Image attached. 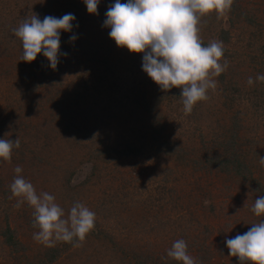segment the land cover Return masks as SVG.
<instances>
[{
	"label": "rangeland",
	"instance_id": "374dc122",
	"mask_svg": "<svg viewBox=\"0 0 264 264\" xmlns=\"http://www.w3.org/2000/svg\"><path fill=\"white\" fill-rule=\"evenodd\" d=\"M114 3L90 14L84 0H0V139L20 140L10 161L0 158V264H183L167 256L180 239L195 264H241L226 240L264 220L251 210L264 196V0H233L220 18L200 19L202 45L222 42L227 68L188 115L181 89L162 91L144 54L109 36ZM68 13L76 19L61 30L56 70L43 52L20 60L14 28ZM230 139L235 163L221 157ZM17 166L64 218L77 201L95 213L80 247L34 240V209L17 208L11 193Z\"/></svg>",
	"mask_w": 264,
	"mask_h": 264
},
{
	"label": "clouds",
	"instance_id": "9594fccd",
	"mask_svg": "<svg viewBox=\"0 0 264 264\" xmlns=\"http://www.w3.org/2000/svg\"><path fill=\"white\" fill-rule=\"evenodd\" d=\"M99 2L84 0L90 14H98ZM232 3L233 0H127V3L115 0L105 14L104 26L111 29L109 36L118 47L144 54L142 68L162 91L173 87L181 89L183 110L188 115L198 101L208 99V89L216 87L213 77L227 68V63L219 62L224 55L222 42L212 41L203 46L198 24L211 12L220 18ZM75 19L71 13L60 18L45 16L42 21L36 14L27 16L13 29L22 41L20 60L32 62L43 52L50 67L56 70L61 30L71 32ZM76 38L73 35L70 40ZM256 80L264 82V74L258 75ZM253 83V78L249 77L248 84ZM14 147H20L19 137L0 139V158L10 161ZM259 163L264 166V156H260ZM14 171L17 175L10 185L11 193L19 198L17 208L27 202L34 209L33 227L39 229L33 234L34 240L47 247L55 246L56 242L80 247L95 226V213L77 201L64 218V209L55 203L53 195L47 192L38 195L33 184L19 175L22 168L17 166ZM251 210L257 217L264 215V196L255 199ZM226 244L229 255L238 257L241 264H264V220L252 224L243 235L227 239ZM167 256L183 264H195L183 239L174 242Z\"/></svg>",
	"mask_w": 264,
	"mask_h": 264
},
{
	"label": "trees",
	"instance_id": "16d2710c",
	"mask_svg": "<svg viewBox=\"0 0 264 264\" xmlns=\"http://www.w3.org/2000/svg\"><path fill=\"white\" fill-rule=\"evenodd\" d=\"M224 144L226 146V151L222 152L221 157L224 156V159L226 161L227 155H229V156H231L230 162H232V163L238 162L239 161V149H240V147H238L236 139L227 140ZM221 157H219V158H221ZM229 165L232 166L233 164H228V167L230 168ZM243 165H245V163L243 161H241L239 163V169Z\"/></svg>",
	"mask_w": 264,
	"mask_h": 264
}]
</instances>
